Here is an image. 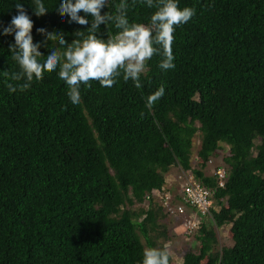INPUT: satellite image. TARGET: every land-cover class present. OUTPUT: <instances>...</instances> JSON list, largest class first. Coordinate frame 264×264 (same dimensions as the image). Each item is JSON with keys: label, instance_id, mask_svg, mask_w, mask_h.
Segmentation results:
<instances>
[{"label": "trees", "instance_id": "1", "mask_svg": "<svg viewBox=\"0 0 264 264\" xmlns=\"http://www.w3.org/2000/svg\"><path fill=\"white\" fill-rule=\"evenodd\" d=\"M43 2L48 12L37 17L32 0H0V24L22 3L34 43L43 40L40 27L69 43L87 27L60 19L59 0ZM179 6L196 14L174 33L176 66L161 72L153 56L141 89L121 78L111 88L91 81L72 104L55 72L13 93L7 83L24 81L0 74V264H140V236L148 247L164 236L158 229L166 217L147 198L171 168L215 189L213 222L202 219L192 235L198 245L181 264H264V0ZM153 11L137 5L129 20L146 23ZM100 27L105 38L116 31ZM12 42L0 36V71L10 74L19 71L7 50ZM54 46L49 41L39 51ZM161 83L165 94L147 107ZM222 144L227 179L219 188L203 169ZM225 219L232 245L213 251Z\"/></svg>", "mask_w": 264, "mask_h": 264}, {"label": "clouds", "instance_id": "2", "mask_svg": "<svg viewBox=\"0 0 264 264\" xmlns=\"http://www.w3.org/2000/svg\"><path fill=\"white\" fill-rule=\"evenodd\" d=\"M110 5L114 8L112 12L108 11ZM137 5L154 9L146 23L129 20V10ZM14 7L16 14L9 23L0 24V36H13L14 42L7 50L19 71L10 74L4 70L0 74L10 81L23 80L24 83H7L9 93L18 88L27 89L34 79L39 81L46 72H55L66 85V95L72 104L80 102L81 85L90 87L91 81L111 88L121 78L124 82L131 80L135 88L141 89L142 77L147 75L148 62L153 56L159 57L157 66L161 72L174 69V33L196 14L193 7H180L179 0H59L55 10L60 19L87 27L75 31V39L70 43L60 31L40 27L36 32L43 40L34 43L32 19L22 3ZM30 7L37 17L48 12L43 0H32ZM103 9L107 10L102 14ZM101 25L106 30L112 27L116 31L105 38ZM49 41L55 46L42 54L39 49L46 47ZM164 94L165 84L161 83L145 98L146 106L151 108ZM169 261L165 245L144 248L140 264H169Z\"/></svg>", "mask_w": 264, "mask_h": 264}, {"label": "rangeland", "instance_id": "3", "mask_svg": "<svg viewBox=\"0 0 264 264\" xmlns=\"http://www.w3.org/2000/svg\"><path fill=\"white\" fill-rule=\"evenodd\" d=\"M199 143L200 140L198 135L194 136L192 141V149H191L192 151L191 165L193 168H197L195 155L199 148ZM222 147L223 150L219 151L218 157L214 159H210V162L207 163L208 166L203 169V171L207 175L210 174L213 175L214 172L217 171V169H225V165L223 163V157L227 155V147L223 144ZM179 176H181L180 180H179ZM187 176H191L193 179H195L191 171L184 172V171H180L177 168H171L168 171V173L164 176V182L161 185L160 191H157L155 196L160 197L164 193L176 194V192L180 189V184ZM158 206L159 205H157L156 207L157 210L162 212V214H164L166 218H164V220H162L160 223L162 227L158 229V232L159 233L160 231L162 233L164 232V236L156 237L155 239L156 247L167 245L169 254L172 258V264H181L180 260L183 253L186 252L187 250H193V249L195 250L198 243L195 240V238L192 237V235L190 236L184 235V230L181 226L182 220L180 218L167 216V214L164 213L165 211H162L163 209H161L160 206L159 209ZM134 209H135L134 207L130 208L131 213L134 211ZM224 222L225 223L223 224L222 227L216 229L217 244L215 245L213 251H219L223 246L229 247L232 245L231 225L228 223L227 219H225ZM213 226L215 227V225ZM140 240L144 248L148 247L146 238L140 236Z\"/></svg>", "mask_w": 264, "mask_h": 264}, {"label": "built area", "instance_id": "4", "mask_svg": "<svg viewBox=\"0 0 264 264\" xmlns=\"http://www.w3.org/2000/svg\"><path fill=\"white\" fill-rule=\"evenodd\" d=\"M212 176L216 178L217 187L222 188L227 179L226 170L217 169ZM214 190L212 187H203L196 179L187 176L176 194L164 193L156 197L157 191H155L148 196L147 201L156 202L167 216L180 218L184 235L190 236L198 230L202 219L213 222L212 211L216 209Z\"/></svg>", "mask_w": 264, "mask_h": 264}]
</instances>
